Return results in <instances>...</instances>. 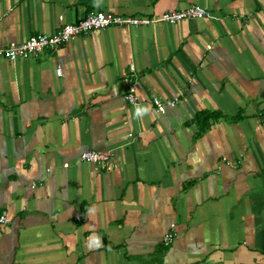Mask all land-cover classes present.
Listing matches in <instances>:
<instances>
[{
	"label": "crops",
	"instance_id": "crops-1",
	"mask_svg": "<svg viewBox=\"0 0 264 264\" xmlns=\"http://www.w3.org/2000/svg\"><path fill=\"white\" fill-rule=\"evenodd\" d=\"M192 5L210 16L0 58V264H264V0H0V47Z\"/></svg>",
	"mask_w": 264,
	"mask_h": 264
},
{
	"label": "built area",
	"instance_id": "built-area-1",
	"mask_svg": "<svg viewBox=\"0 0 264 264\" xmlns=\"http://www.w3.org/2000/svg\"><path fill=\"white\" fill-rule=\"evenodd\" d=\"M209 11L201 6L192 5L180 11L165 12L149 18H135L130 16L113 15L102 11H90L84 19L77 23L64 24L52 35H35L23 42H11L6 47H0V58L11 62L18 60H28L41 56L44 52H55L60 47L68 45L75 39L88 34L105 30L109 27H147L158 24L175 25L185 20H198L209 17ZM133 70V69H132ZM60 73V70L57 71ZM127 92L124 100L129 105H136L135 85L130 79H126ZM175 102H162L154 98L152 105L159 114L165 113L166 106H173ZM80 161L96 165L105 170L113 167V158L109 154H102L94 151H84L80 155ZM8 221L0 217V225H6ZM173 233L165 235L164 244H171Z\"/></svg>",
	"mask_w": 264,
	"mask_h": 264
},
{
	"label": "trees",
	"instance_id": "trees-1",
	"mask_svg": "<svg viewBox=\"0 0 264 264\" xmlns=\"http://www.w3.org/2000/svg\"><path fill=\"white\" fill-rule=\"evenodd\" d=\"M221 115L215 112H208V111H201L196 115V123L199 127V135L205 132V130L209 129L211 126V120H215L220 118ZM240 118V117H239ZM171 244L168 245H161V253L167 251Z\"/></svg>",
	"mask_w": 264,
	"mask_h": 264
},
{
	"label": "clouds",
	"instance_id": "clouds-1",
	"mask_svg": "<svg viewBox=\"0 0 264 264\" xmlns=\"http://www.w3.org/2000/svg\"><path fill=\"white\" fill-rule=\"evenodd\" d=\"M148 111L147 108H137L136 109V116L139 117V116H142L144 113H146Z\"/></svg>",
	"mask_w": 264,
	"mask_h": 264
}]
</instances>
